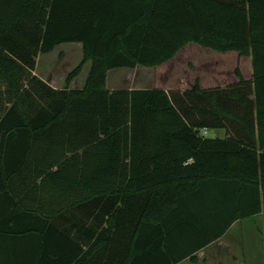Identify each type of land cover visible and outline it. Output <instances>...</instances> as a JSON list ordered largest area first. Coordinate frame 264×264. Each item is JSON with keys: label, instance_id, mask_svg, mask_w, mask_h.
I'll return each instance as SVG.
<instances>
[{"label": "trees", "instance_id": "16d2710c", "mask_svg": "<svg viewBox=\"0 0 264 264\" xmlns=\"http://www.w3.org/2000/svg\"><path fill=\"white\" fill-rule=\"evenodd\" d=\"M64 43L84 58L55 89L34 71ZM190 43L250 56L253 78L106 87ZM260 214L264 0H0V264L195 262Z\"/></svg>", "mask_w": 264, "mask_h": 264}, {"label": "rangeland", "instance_id": "374dc122", "mask_svg": "<svg viewBox=\"0 0 264 264\" xmlns=\"http://www.w3.org/2000/svg\"><path fill=\"white\" fill-rule=\"evenodd\" d=\"M81 44L64 43L53 53L42 55L40 59L39 71L44 72L46 77L51 73L56 76L58 87L65 88L66 77L69 70L75 69L82 61ZM91 63L87 62L81 73L78 75V87L70 84L71 88H83L90 73ZM241 74H239V71ZM246 79L253 78L252 59L250 56H241L237 51L218 52L210 48H205L196 43H190L180 49L173 57L157 66H138L135 69H114L108 72L106 87L115 89L134 88H162L167 91L184 92L194 87L211 88L226 87L232 83L240 81V76ZM76 78V80L78 79ZM84 81V85L83 82ZM210 137H224L225 131L213 129ZM254 230L244 239L245 249L243 251L252 254L257 258L254 264H264V223H256ZM263 221V218L262 220ZM249 237L251 240L249 241ZM224 246L230 245V236L224 240ZM258 241L256 244L255 242ZM257 245L254 250L249 246ZM221 246H217L214 252L219 251ZM261 257V259H260ZM259 258V259H258ZM184 264H189L185 262ZM218 264V261L217 263ZM225 264V263H224Z\"/></svg>", "mask_w": 264, "mask_h": 264}, {"label": "crops", "instance_id": "0c3cea01", "mask_svg": "<svg viewBox=\"0 0 264 264\" xmlns=\"http://www.w3.org/2000/svg\"><path fill=\"white\" fill-rule=\"evenodd\" d=\"M76 44H81V46L78 45V47L82 48L81 53H82V57L84 58V52H83L82 43H76ZM57 47H59V46H57ZM57 47L55 48V50L57 49ZM55 50H53V51H55ZM53 51L49 52V53H46V54H42L41 53L38 56V58H37V67H36V70L34 71V73L39 78H41L43 81H45L50 86H52L53 88L62 89V88L58 87L57 82L55 80L56 76L53 73H51L49 75V77H46V75H44V72L39 71V65H40L41 56L42 55H49V54L53 53ZM83 58H82V60H83ZM91 66H92V64H91ZM116 69H122V68H116ZM124 69H127V68H124ZM70 71H72V70H69V72ZM90 71H91V69H90ZM67 78L68 77H66L65 83H67ZM76 78H78V76ZM76 78L71 82L72 84L75 85L74 87H78L77 84L79 82H81V81H79V78L77 80H76ZM82 82H83V85H84V81H82ZM85 84H86V82H85ZM210 132H211V130L207 131V133H205V131H203V133L206 136H209ZM226 136L227 135H226V131H225V136L224 137H226ZM218 137H220V136H218ZM255 218L258 219L256 221V223L261 222L260 225H262L264 223L263 214L257 215L255 217L240 219V220H238V221H236V222H234L232 224L231 228L228 230V232L224 236H222L221 238H219L215 242L209 244L207 247H205L204 249L199 251L196 254L197 261L194 262L190 258H188V259L183 260L179 264H184L185 262H187L189 264H216L217 261H218V264H224V263L225 264H254V261H256L257 258H253L252 254L253 253L257 254V253H255V252L250 253V251L245 252L243 250L245 249V246H244L245 237H247V235H249L251 233V231L254 230L253 227H254V224H255V220H254ZM262 218H263V221H260V220H262ZM229 236H230V245H228V247H227V245L224 246V242H225L224 240L226 238H228ZM250 240H251V237H249V241ZM257 242L258 241H256L255 244ZM217 246H221V249H219V251H217V252H214V250H215V248ZM255 246H257V245H255ZM255 246L250 245L249 247L254 250ZM258 250H259V252L262 251V249H259V247H258ZM263 250H264V245H263ZM262 257H264V256L262 255ZM260 259H261V257H260Z\"/></svg>", "mask_w": 264, "mask_h": 264}, {"label": "built area", "instance_id": "2783aa9c", "mask_svg": "<svg viewBox=\"0 0 264 264\" xmlns=\"http://www.w3.org/2000/svg\"><path fill=\"white\" fill-rule=\"evenodd\" d=\"M204 131H205V133H207L208 130H204Z\"/></svg>", "mask_w": 264, "mask_h": 264}]
</instances>
